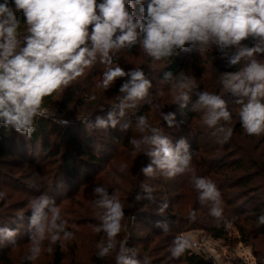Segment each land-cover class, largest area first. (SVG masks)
I'll use <instances>...</instances> for the list:
<instances>
[{
    "label": "clouds",
    "instance_id": "1",
    "mask_svg": "<svg viewBox=\"0 0 264 264\" xmlns=\"http://www.w3.org/2000/svg\"><path fill=\"white\" fill-rule=\"evenodd\" d=\"M13 4L15 10L8 0L0 3V124L3 126L31 137L36 130V117L44 114V98L68 87L99 62L107 68L99 87L107 90L116 78L127 79L119 88V102L113 105L114 110L108 113L107 119L98 116L88 127L114 129L119 124L124 131L134 127L139 133V138L130 140L134 151L151 158L140 169L145 176L154 177L159 173L173 178L191 172L192 155L184 139L173 144L145 115H139L135 125L131 121L121 123L127 111L145 100L153 87L140 68L125 72L118 65L112 66L118 60L116 52L131 49L142 32L140 45L157 61L173 56L186 43L212 44L223 55L235 46L237 51L229 63L236 65L243 60L245 64L239 71L224 73L222 84L237 98L235 103L241 105L239 117L245 131L250 135L264 133V63L255 58L257 54H264V0H101L99 3L97 0H13ZM137 5L141 6L139 17L134 15ZM18 11L23 12L27 26L23 39L15 14ZM249 37L254 38V46H242L241 42ZM162 82L170 84L173 102L181 108L188 106L189 94L196 87L194 77L183 71L175 77L167 72ZM196 95L190 110L201 113L207 126L223 133L222 142L229 140L233 128L226 125H231L232 113L226 101L210 91ZM159 114L169 127L174 125V113L160 111ZM126 167L121 165L120 171ZM192 182L201 203L212 204L210 214L221 217V193L215 183L195 175ZM141 187L147 199H154L151 187ZM93 193L97 197L94 205L100 221L95 231L106 236V240L97 244L98 257L115 252V264H140L134 258L135 252L126 246L127 242L117 240L124 229V206L119 195L109 194L106 187L97 185ZM5 195L0 192V199ZM141 199L138 194L136 200ZM167 207L164 203L159 211L163 213ZM30 209V228L34 231L26 259L36 260L46 240L55 244L61 239L74 238V233L66 230L61 208L47 193L33 198ZM23 218L19 214V219ZM195 219L193 212L190 220ZM259 221L264 224V215ZM16 235L15 230L0 228V245H15ZM191 247L190 239L181 235L174 239L170 251L174 258H179Z\"/></svg>",
    "mask_w": 264,
    "mask_h": 264
},
{
    "label": "rangeland",
    "instance_id": "2",
    "mask_svg": "<svg viewBox=\"0 0 264 264\" xmlns=\"http://www.w3.org/2000/svg\"><path fill=\"white\" fill-rule=\"evenodd\" d=\"M97 2L99 3L101 0H97ZM137 6L140 9L141 6ZM144 7L146 8V3ZM137 16H141L140 11ZM142 39L143 36L140 32L138 42ZM254 43V38L249 37L243 40L241 45L252 47ZM186 46L189 50L185 60H192V62H190L189 67H185L181 71L194 77L196 81V87L189 94L190 100H196V94L200 91L214 92L222 96L230 112L234 111L239 114L241 105L234 106L237 98L225 90L222 84L224 73L239 71L245 64V61L242 60L240 63L243 64L238 68L239 64L231 65L229 63L237 48L232 46L227 55H223L212 44L200 46L199 44L186 43ZM116 55L118 60L113 62V67L118 65L125 72L140 68L146 78L152 82L153 87L149 89L148 97L139 102V105H148L150 108L148 111L149 122L159 124L163 121L159 114L160 111L169 113V107L174 103L170 84L162 82L163 78L160 75L164 60L157 61L149 57L140 43L134 51L129 52L128 49H121L116 52ZM255 58L264 63V54H257ZM106 70V66L99 62L86 69L84 78L80 81L86 96L76 94L73 102L66 109L58 107L62 88L59 89L53 103L43 107L45 118L50 121L49 126L55 124L61 129L63 125L60 120L62 119L67 121L66 126L70 121H84L88 116L97 114L98 111L105 109H112L113 111V105L119 102L117 97L121 95L119 88L127 77L116 78L110 88L105 90L98 85L102 82L103 73ZM132 114L134 113L128 110L124 118L129 119L133 116L132 124L135 125L138 116ZM98 116L107 119L108 115L101 114ZM122 119L121 123L123 122ZM198 123L202 126L201 122ZM161 129L167 130L169 138L174 142H179L182 138L172 134L173 130L176 133L186 134L181 127L174 128V125L169 127L166 124ZM97 131L101 136H106V129H97ZM132 138H139V133L135 131L134 127L123 131L121 140L114 142L108 161L101 168L91 172L87 180L77 186L65 185L59 181L56 176L57 172L60 171L59 162L57 159L46 160V154L28 159L16 155L4 157L0 162V170L4 176L0 178V192H4L6 195L0 199L2 203L0 213L4 216L2 219L0 218V224H3V227L5 225L10 226L9 229L15 230L17 235L15 245L11 243L0 245L4 254L0 258V264H97L95 258L103 260L105 264H115V252L104 258L97 255V244L101 240H106V236L103 232L97 233L95 231V227L100 223L97 218L98 209L94 205L97 197L93 193V187L96 185L106 187L109 194L117 193L124 206V219L122 221L124 229L118 235L117 240L126 241V246L129 249L131 248L129 245L134 246L132 248H134L135 254L139 258L142 256L147 259L151 264H186L184 254L179 258H174L170 248L177 236L183 235L190 239L199 232L207 235L212 249L210 251L211 256H206L205 261L211 264H256L257 258L252 255L250 246L237 243L232 238L228 240L213 239L206 230L199 227L186 229V225L182 221L169 223L167 232H165V227L162 224L156 223L157 225L150 227L142 223L141 216L144 210L170 214L175 213L176 209L183 205V214H185L189 212L191 205L188 193L177 197L179 191H172L170 194L165 192L167 187L163 184H167V177L157 173L156 176L150 177L148 180V176L140 172L141 167L146 166L143 162L145 154L134 151L130 143ZM251 138L253 137H248V140ZM255 138L263 140L261 148L264 149V133ZM63 140L56 134L50 137V143L56 142L59 146ZM246 143L252 145L250 142ZM208 155L211 156V154ZM196 158L197 162L201 163L202 157ZM121 165H127L123 172L120 171ZM114 173L115 175H113ZM160 176L164 179H161ZM175 178H178L177 175L170 178L169 190ZM141 182L143 183L141 184ZM142 185L152 188L154 199H147V193L142 190ZM42 193H47L61 208L62 218L66 221V230L73 232L74 238L70 240L61 239L55 244L46 240L42 245L40 256L36 260H28L26 257L30 254V237L34 231L30 228L29 218L32 214L30 201ZM138 194L142 196L139 201L136 200ZM184 196L187 198L183 199ZM171 200L172 203L161 213L159 209L162 205ZM19 214H23V220L19 219ZM227 230L229 231L228 236L236 233L233 227L227 226ZM258 247L264 248V245L260 244ZM129 255L132 253L130 252ZM139 262L141 263V261Z\"/></svg>",
    "mask_w": 264,
    "mask_h": 264
},
{
    "label": "trees",
    "instance_id": "3",
    "mask_svg": "<svg viewBox=\"0 0 264 264\" xmlns=\"http://www.w3.org/2000/svg\"><path fill=\"white\" fill-rule=\"evenodd\" d=\"M4 0H0L3 3ZM9 6L15 10L13 0H8ZM139 6H136L134 15L137 16ZM20 23L19 33L21 39L27 35L25 17L22 11L15 13ZM142 33V32H141ZM143 36V33H142ZM139 42L134 45L129 52L134 51ZM186 44L183 48L177 49L173 56L163 59L164 66L160 71L161 78L164 79L165 73L171 72L175 77L183 69L190 65V61H186L188 55ZM235 53L232 54V57ZM243 63L236 64L238 68ZM86 71V70H85ZM85 74V73H84ZM84 75L72 82L68 87L62 88L58 101L60 109H66L73 102L76 94L86 96V92L81 88V79ZM87 79V77H86ZM58 90L51 96L44 98L43 107H47L53 103ZM195 100H189V104L185 108H181L177 103H172L169 112H174L175 123L174 128L181 127L186 134H172L180 136L188 145V151L192 155L190 167L191 172L178 174L169 190V180L163 186L167 187L165 192L170 194L172 191H179L177 197H181L188 193L191 209L188 213L183 214L184 206L177 208L175 213L159 214L153 211H142L141 221L150 227L162 224L167 227L169 223L182 221L186 225V229L201 228L206 230L213 239L232 238L237 243L250 246L251 253L257 258L256 264H264V248H260V244L264 245V224L260 223L259 217L264 215V149L261 148L263 140L255 138L257 135L248 134L242 127L239 114L232 112L231 126L233 134L229 140L223 141V133L216 131L215 128L207 126L202 114L191 111V105ZM234 106H239L236 104ZM148 105H137L136 108L130 109L134 114L145 115L148 117ZM112 109L98 111L97 114L88 116L84 121H70L61 129L55 124L49 126L50 121L45 117H36L35 131L31 137L17 132L11 127H5L0 124V162L7 156L16 155L20 158L39 157L46 154L47 159H57L60 171L57 172V178L65 185H79L85 182L90 173L101 168L109 159L114 142L121 140L124 130L118 127L106 129V136H101L96 128H89V123H95L98 115H108ZM122 123L126 121H134V117L122 119ZM201 122L202 126L198 122ZM167 124L162 121L159 124H152L155 127L162 128ZM163 134L169 137L167 130H162ZM171 133V132H170ZM56 134L63 140L59 146L56 142L50 143L51 135ZM248 137H253L248 140ZM173 144L178 142H174ZM246 142L252 143L249 145ZM38 147V149H37ZM38 150V151H37ZM208 154H211L209 156ZM198 156L202 157L201 163L197 162ZM143 162L146 166L151 162V158L145 154ZM162 175V174H160ZM205 177L215 183L217 189L221 193L222 215L217 218L210 214L212 204L201 203L199 192L194 188L192 176ZM4 177L0 170V178ZM161 179L162 176H160ZM6 179V178H5ZM150 177H148V180ZM143 182H141L142 184ZM142 188V187H141ZM143 190V188H142ZM144 191V190H143ZM187 198L184 196L183 199ZM167 205L172 203L166 202ZM143 204V201H141ZM2 203L0 202V207ZM196 213V219L190 220L191 213ZM4 216L0 213V218ZM145 219V220H143ZM227 226L233 227L235 234L228 236ZM3 224H0V228ZM9 228L10 226L5 225ZM11 228V227H10ZM131 250L134 251V246ZM3 249L0 247V258L3 256ZM140 264H151L142 256L139 258L137 254L134 257ZM97 264H105L103 260H97ZM184 261L186 264H211L204 260L203 257L193 252L191 248L184 252Z\"/></svg>",
    "mask_w": 264,
    "mask_h": 264
},
{
    "label": "built area",
    "instance_id": "4",
    "mask_svg": "<svg viewBox=\"0 0 264 264\" xmlns=\"http://www.w3.org/2000/svg\"><path fill=\"white\" fill-rule=\"evenodd\" d=\"M44 109V108H43ZM38 117H45V111L44 114ZM62 125L64 126L67 121L65 119L60 120ZM66 122V123H65ZM192 247L191 250L195 253H197L199 256L206 258V256H211V248L209 245V239L206 234L199 232L196 233L194 238H190Z\"/></svg>",
    "mask_w": 264,
    "mask_h": 264
}]
</instances>
